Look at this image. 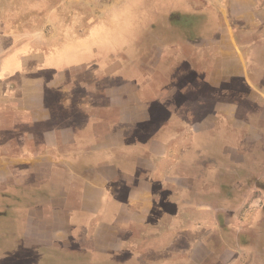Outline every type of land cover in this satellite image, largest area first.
<instances>
[{
	"label": "crops",
	"instance_id": "0c3cea01",
	"mask_svg": "<svg viewBox=\"0 0 264 264\" xmlns=\"http://www.w3.org/2000/svg\"><path fill=\"white\" fill-rule=\"evenodd\" d=\"M162 2L179 19L130 38L110 42L102 21L0 55V253L200 264L247 246L263 215L248 208L264 199V0Z\"/></svg>",
	"mask_w": 264,
	"mask_h": 264
},
{
	"label": "rangeland",
	"instance_id": "374dc122",
	"mask_svg": "<svg viewBox=\"0 0 264 264\" xmlns=\"http://www.w3.org/2000/svg\"><path fill=\"white\" fill-rule=\"evenodd\" d=\"M163 0H0V55L12 42L25 41L29 38L36 39L39 43L55 47L70 38L83 37L89 28L99 22L109 27L110 42L118 39V28L121 32H131L128 27L135 22L145 26L155 21L169 19L176 21L179 15L169 12L161 14ZM198 1V0H197ZM166 18H160V16ZM108 30L104 31L105 35ZM148 31V30H147ZM176 37L185 38L177 31ZM108 36V35H107ZM132 37L127 35L126 38ZM251 207L248 213L255 215L260 210V218L252 223L253 233L247 238H239L243 244L242 248H231L232 253L218 252L212 248L213 253L205 257L196 255L195 261L200 264H264V199L258 207L257 197L261 194L254 191ZM244 210V209H243ZM253 215V217H254ZM250 224V221H247ZM251 230L250 228H248ZM9 249V250H8ZM14 250V249H13ZM214 250H216L214 252ZM11 248H4L2 254L3 264H44L30 251L19 252L28 256V259L16 260L10 253ZM18 251V250H14ZM219 256V258L217 257ZM163 255L152 262L161 261ZM194 259V258H193ZM199 259V260H197ZM197 262H195L196 264Z\"/></svg>",
	"mask_w": 264,
	"mask_h": 264
}]
</instances>
